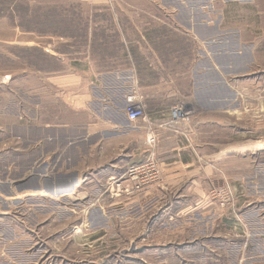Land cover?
Segmentation results:
<instances>
[{
    "label": "crops",
    "instance_id": "0c3cea01",
    "mask_svg": "<svg viewBox=\"0 0 264 264\" xmlns=\"http://www.w3.org/2000/svg\"><path fill=\"white\" fill-rule=\"evenodd\" d=\"M175 1L176 4L136 7L137 11L129 8V16L132 12L138 15V24L129 21L127 11H121L119 22L113 10L103 9L100 13H105L110 21L97 20L90 25L92 32L88 37L85 34L88 39L76 42L64 38L60 40L68 48L52 44L51 49L40 50L42 56L58 62L60 69L35 70L27 65L31 75L25 85L24 122L20 123L16 115H1L0 105V123L5 125L0 136H7L12 145L8 150L0 148V207H17L24 196L43 200L51 189H74L83 183L95 184V188L104 191L109 189L112 197L114 182L119 186L129 182V165L153 157L162 169L159 182L130 195L127 202L141 204L151 198L147 195L152 196L155 206L159 205V214L153 220L156 236H163L162 226H171L170 236L177 235L174 226L184 219L206 229L203 224L218 215L225 222L223 226L231 228L221 231V236L231 232L239 235L237 216L231 217L229 211L222 215L224 211L209 195L215 185L205 180H193V198L187 204L178 205L175 197L163 202L166 190L178 184V171L183 165L207 160L211 164L203 169L218 173L226 169L228 162L245 156L236 140L234 147L219 144L222 131L235 133V128L224 125L222 118H215L210 112L225 107V112L232 110L236 116L235 101L227 107L199 98L212 87L213 72L218 75L221 88L233 89L242 80L234 75L237 72L221 66L223 57L232 56L225 48L213 52V46L226 44L217 39L222 31L220 24L210 21L209 11H204L209 7L189 6L187 2L180 5ZM181 12L185 16L183 22ZM241 54L237 53L238 58L247 59L239 76L251 80L252 56ZM227 75L232 77L231 83L227 82ZM132 90L144 105L143 119L130 120L125 112L126 97ZM183 98L194 103L197 113L189 122L187 119L171 125L169 108ZM150 134L155 135L153 144L147 143ZM84 167L87 172H83ZM163 204L165 209L161 211ZM8 207L0 212V230L9 228L14 234L12 244L20 245L25 240L27 222H12L15 216L7 215ZM2 247L0 254L4 253ZM197 249L209 253L195 244L187 251L193 253ZM9 252L17 253L20 249L12 247Z\"/></svg>",
    "mask_w": 264,
    "mask_h": 264
},
{
    "label": "rangeland",
    "instance_id": "374dc122",
    "mask_svg": "<svg viewBox=\"0 0 264 264\" xmlns=\"http://www.w3.org/2000/svg\"><path fill=\"white\" fill-rule=\"evenodd\" d=\"M177 2L205 9L209 7L204 11H209L210 21L220 24V37L215 38L224 40L226 44L213 46V52L225 48L232 56L223 57L221 66L237 72L234 75L242 80L234 84L233 89L227 86L221 88L218 85L221 81L213 72L210 75L212 87L199 98L227 107L235 101L238 107L236 116L232 110L231 113L225 112V107L222 110L211 109L210 112L215 118H222L224 125L235 128V133L223 130L219 144L234 147L233 141L236 140L245 156L228 162L226 169L218 173L203 169L211 164L207 160L205 163L183 165L178 171V184L166 190L163 202L175 197L178 205L187 204L193 198V180H205L215 185L210 188L209 195L217 201L218 209L224 211L222 215L229 211L231 217L237 216L236 223L241 230L239 235H232L231 232L229 236H221V231L231 228L224 227L225 222L218 215L203 224L206 229L200 226L202 224L196 225L184 219L174 226L177 235L170 236L171 226H162L163 236L158 237L153 220L159 214V205L155 206L152 196L147 195L151 198L141 204H128L127 198L136 192L126 193L118 182L113 183L112 197L109 189L104 191V188H95V184L83 183L74 189H51L45 193L43 200L36 198L38 196L33 199L24 196L22 204L17 207L12 204L0 207V212L5 207L9 208L7 215L15 216V219L12 218L15 224L20 220L27 222V233H23L25 240L20 245L12 244L14 234L9 228L0 230V247L4 249V253L0 254V264H264V0ZM155 4L169 5L176 4V1L0 0L1 115H16L20 123L24 122L25 85L31 71L28 66L35 70L60 69L58 62L42 56V48L49 50L53 44L66 49L68 47L60 40L64 38L84 41L92 32L90 25L97 20L110 21L105 13H100L103 9L113 10L119 22L121 11H127L129 21L138 24V15L132 12L129 16L128 9L137 11L136 7ZM179 17L181 22L185 20L182 12ZM241 52L242 56H252L251 80L239 76L241 65L247 59L238 58L237 53ZM231 78L227 75L228 83H231ZM177 102L190 108L189 122L190 117L197 113L194 103L187 98ZM3 126L0 123L1 133ZM0 138V148H12L7 136ZM4 140L7 142L3 143ZM197 168L199 173L195 172ZM83 172H87L85 167ZM222 188L230 192L225 207L219 205L220 196L214 194ZM114 199L117 202L114 203ZM164 209L163 204L161 211ZM233 210L235 213L231 212ZM190 243L205 247L209 253L201 249L193 253L187 251ZM186 246L184 250H176ZM12 247L13 250L20 249V252L10 253Z\"/></svg>",
    "mask_w": 264,
    "mask_h": 264
},
{
    "label": "built area",
    "instance_id": "2783aa9c",
    "mask_svg": "<svg viewBox=\"0 0 264 264\" xmlns=\"http://www.w3.org/2000/svg\"><path fill=\"white\" fill-rule=\"evenodd\" d=\"M127 105L125 112L130 120L145 118V109L141 99L135 90H132L126 97ZM183 103L175 102L169 108V123L185 122L190 115V108ZM155 142V135L150 134L147 138V143L153 144ZM161 166L153 157H147L141 162L129 165L126 171L128 181L123 185V190L128 194H133L142 189L154 186L161 178ZM119 184V183H118ZM229 190L222 188L214 192L215 196H220L221 207L229 201Z\"/></svg>",
    "mask_w": 264,
    "mask_h": 264
},
{
    "label": "trees",
    "instance_id": "16d2710c",
    "mask_svg": "<svg viewBox=\"0 0 264 264\" xmlns=\"http://www.w3.org/2000/svg\"><path fill=\"white\" fill-rule=\"evenodd\" d=\"M78 32H81V31H78Z\"/></svg>",
    "mask_w": 264,
    "mask_h": 264
}]
</instances>
